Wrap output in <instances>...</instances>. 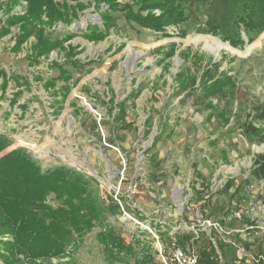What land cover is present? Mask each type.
Segmentation results:
<instances>
[{
  "label": "rangeland",
  "instance_id": "obj_1",
  "mask_svg": "<svg viewBox=\"0 0 264 264\" xmlns=\"http://www.w3.org/2000/svg\"><path fill=\"white\" fill-rule=\"evenodd\" d=\"M67 1L92 5L69 27H46L43 38L61 42L46 54L39 55L35 36L16 48L20 25L0 34V137L12 142L0 156L24 148L43 171L66 166L96 179L105 208L116 206L111 198L119 207L107 223L130 249L105 248L96 228L64 256L16 264H162L160 249L177 245L172 235L193 229L198 246H207L202 216L219 220L245 208L254 157L264 154V143L250 144L234 122L235 114L245 121L264 104V31L248 35L228 24L236 0H208L164 33L113 13L110 35L91 42L82 31L103 29L94 1ZM141 2L118 1L135 11ZM208 23L221 24L217 34ZM69 34L75 37L64 42ZM219 81L223 91L235 85L232 103L207 93ZM228 182L241 185L243 197L232 198ZM253 196L263 206L227 222L229 235L215 234L220 264H264V186ZM249 226L261 236L241 232Z\"/></svg>",
  "mask_w": 264,
  "mask_h": 264
},
{
  "label": "trees",
  "instance_id": "obj_2",
  "mask_svg": "<svg viewBox=\"0 0 264 264\" xmlns=\"http://www.w3.org/2000/svg\"><path fill=\"white\" fill-rule=\"evenodd\" d=\"M93 1L102 19L103 29L89 24L87 30L82 31L83 36L91 42L104 40L110 35L116 26L113 13L123 12L129 22L164 33L166 27L189 19L188 14L193 13L191 9L196 3L204 4L208 0H142L137 11L130 4L122 7L119 0ZM23 3L28 5L23 10L24 14L12 12ZM91 5L85 2L71 5L67 0H0V11L4 14L0 34L8 35L10 27L20 25L22 34L16 48L20 49L28 38L35 36L38 39L37 47L42 49L39 55L46 54L61 44L59 40L52 42L43 38L46 27L52 28L60 23L69 27ZM103 5L108 9L102 11ZM231 7L233 20L228 24L243 27L248 35L264 31V0H236ZM155 10L160 11L159 16L153 13ZM144 11H147V15H143ZM218 25L221 24L212 26L208 23V31L217 34ZM73 37V34H69L63 41L69 42ZM3 75L4 71L0 68V78ZM221 89L220 81L211 83L207 86V93H212L215 99L223 103L229 100L228 103H232L236 94L235 85L231 84L226 91ZM254 110L255 114H248L245 121L235 114L234 122L241 125L240 131L250 144H263L264 129L256 124L264 123V104L256 106ZM229 123L227 120L225 125ZM11 144L7 138L0 137V153ZM250 173L256 181H248L250 185L264 182V154L254 157ZM233 188L232 198L243 197L242 186H235L234 182H228L225 191ZM111 202L116 206L106 209L97 180L74 168L58 166L43 171L27 149L18 148L8 152L0 157V261L2 264H16L21 260L32 263L64 256L70 248H77L83 238L96 228L101 230L97 234L99 243L110 251L118 247L120 253L128 255L130 248H126L124 240L107 223L106 214L119 209L112 198ZM229 213L230 210H227L223 217ZM221 223L225 225L224 220ZM192 238L194 234L190 232L183 238H179L178 233L172 235V239L182 247L189 244ZM206 241L208 244L203 248L195 242L200 253L199 264H220L215 259L216 248L212 241L207 237ZM219 247L221 249V245ZM222 252L223 255L226 251Z\"/></svg>",
  "mask_w": 264,
  "mask_h": 264
},
{
  "label": "built area",
  "instance_id": "obj_3",
  "mask_svg": "<svg viewBox=\"0 0 264 264\" xmlns=\"http://www.w3.org/2000/svg\"><path fill=\"white\" fill-rule=\"evenodd\" d=\"M260 186L263 187L264 182H261L260 184H251L250 186H248V188H246L245 191L247 192V194H249V200L246 202L245 208H235L230 211L227 217H223L219 220L213 219L211 217L202 216V226L203 228H205L204 230L209 229L211 232V234H208L206 231H204L205 236L209 238L213 244H216L215 234L229 235L232 232L225 231L224 228H226L227 222L242 219L245 214L251 212L254 208L258 209L260 208V206H263L262 199L257 198V196H253L254 200H252L253 197H251V193H253V190H260ZM260 200L262 202H260ZM222 220L225 221V225L221 223ZM199 221L200 220L198 219V222ZM250 229L253 230L252 234L254 235V238H258L261 236V233L256 230L261 228L255 226L245 227L241 232H245ZM189 232L194 234V238H192L189 244H186L183 247L180 245L173 244L171 248H168V250L165 248L160 249L159 255L162 258V264H199L200 253L195 245V242H199L200 240L199 231L193 229ZM212 235H214V237Z\"/></svg>",
  "mask_w": 264,
  "mask_h": 264
},
{
  "label": "water",
  "instance_id": "obj_4",
  "mask_svg": "<svg viewBox=\"0 0 264 264\" xmlns=\"http://www.w3.org/2000/svg\"><path fill=\"white\" fill-rule=\"evenodd\" d=\"M2 155H3V154H2ZM2 155H1V156H2ZM1 156H0V157H1Z\"/></svg>",
  "mask_w": 264,
  "mask_h": 264
}]
</instances>
